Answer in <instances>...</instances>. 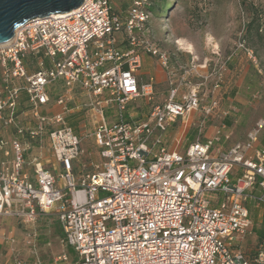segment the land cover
Returning <instances> with one entry per match:
<instances>
[{"label":"built area","instance_id":"1","mask_svg":"<svg viewBox=\"0 0 264 264\" xmlns=\"http://www.w3.org/2000/svg\"><path fill=\"white\" fill-rule=\"evenodd\" d=\"M152 3L83 0L27 20L0 44V217L31 229L52 214L70 264H264V120L231 142L232 106L218 92L229 57L213 79L206 64L174 67L148 26ZM143 55L165 72L166 89L134 118L130 104L151 100L157 83L140 71ZM76 91L82 100L70 105ZM80 111L98 159L75 175L90 154L68 120ZM182 125L196 132L184 153L169 145ZM34 237L31 229L25 243ZM67 263L62 252L50 264Z\"/></svg>","mask_w":264,"mask_h":264},{"label":"rangeland","instance_id":"2","mask_svg":"<svg viewBox=\"0 0 264 264\" xmlns=\"http://www.w3.org/2000/svg\"><path fill=\"white\" fill-rule=\"evenodd\" d=\"M150 11L148 26L161 47L171 54L174 67L188 65L192 61L206 64L204 71L213 79L214 71L229 57L218 92L225 91L222 108L232 106L225 119L231 132V142L244 141L250 131L257 129V123L264 120V0H154ZM177 38L190 44L191 50L179 47ZM240 40H244V48L239 47ZM153 61L151 67L150 59L144 58L140 69L144 73L152 70L155 75L157 83L153 87V98L149 101L139 98L130 104L129 112L134 118L145 117L151 105L164 97L166 84L161 78H165V72ZM232 88L237 90L241 101L229 95ZM81 100L75 93L74 102L71 101L70 105ZM88 116L89 113L80 111L68 119L78 133L85 135L82 144L90 152L89 156L79 157L75 175L80 173L82 164L98 159ZM216 123L217 120L211 121L209 126ZM183 126L178 130L176 141L170 140V147L175 144L174 148L180 153H184L187 142L196 133L193 125L186 129ZM211 129L207 128L205 133H210ZM257 136L259 144L264 145V127L259 129ZM262 220L254 217L255 231L258 232L257 225ZM31 229L35 230V237L32 244H26L27 233ZM31 229L17 218L0 217L1 263L10 264L17 257L31 264L37 261L50 264L52 258L62 252L68 254L67 264L73 261L74 252L61 245V226L52 214H40ZM244 246L249 251L253 250L254 242L247 241Z\"/></svg>","mask_w":264,"mask_h":264},{"label":"water","instance_id":"3","mask_svg":"<svg viewBox=\"0 0 264 264\" xmlns=\"http://www.w3.org/2000/svg\"><path fill=\"white\" fill-rule=\"evenodd\" d=\"M83 0H0V44L9 41L14 30L34 17L66 13Z\"/></svg>","mask_w":264,"mask_h":264},{"label":"crops","instance_id":"4","mask_svg":"<svg viewBox=\"0 0 264 264\" xmlns=\"http://www.w3.org/2000/svg\"><path fill=\"white\" fill-rule=\"evenodd\" d=\"M149 58L150 59V64H151V67H152V65L154 64V61H153V58H151V57H149V56H146V55H143L142 56V61L144 60V58ZM147 73H150V74H153V71L151 70V72H147ZM154 75V74H153ZM155 76V75H154ZM161 78V77H160ZM161 80H164L163 78H161ZM157 81V80H156ZM76 94H78L80 97L83 95L81 92H79V91H76ZM229 95H232L233 97H232V99L234 98L236 101H241L242 99L240 98V97H238L237 96V90H235V88H232L231 90H230V92H229ZM227 98H229L228 96H227ZM225 122H226V120H225ZM227 123V122H226ZM75 128V127H74ZM186 129V128H185ZM179 130V129H178ZM169 145H170V143H169ZM175 147V144H174V146H173V148ZM4 217V216H3ZM10 217V216H9ZM252 242H254V244H255V241L254 240H252ZM247 249V248H246ZM248 250V249H247ZM1 263V262H0ZM6 264H7V262H6ZM11 264V263H10Z\"/></svg>","mask_w":264,"mask_h":264},{"label":"bare ground","instance_id":"5","mask_svg":"<svg viewBox=\"0 0 264 264\" xmlns=\"http://www.w3.org/2000/svg\"><path fill=\"white\" fill-rule=\"evenodd\" d=\"M176 43L179 47L184 48L186 50H191V45L188 43H185L183 39L177 38Z\"/></svg>","mask_w":264,"mask_h":264},{"label":"trees","instance_id":"6","mask_svg":"<svg viewBox=\"0 0 264 264\" xmlns=\"http://www.w3.org/2000/svg\"><path fill=\"white\" fill-rule=\"evenodd\" d=\"M153 3H154V0H153ZM153 3H152V5H153ZM160 12H162V9H161ZM256 30H257V31L259 30V27H258V26H256Z\"/></svg>","mask_w":264,"mask_h":264}]
</instances>
